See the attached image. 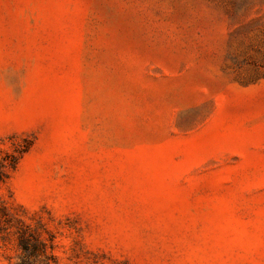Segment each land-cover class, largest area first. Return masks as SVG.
I'll return each instance as SVG.
<instances>
[{
    "label": "rangeland",
    "instance_id": "1",
    "mask_svg": "<svg viewBox=\"0 0 264 264\" xmlns=\"http://www.w3.org/2000/svg\"><path fill=\"white\" fill-rule=\"evenodd\" d=\"M1 173L0 264H264V0H0Z\"/></svg>",
    "mask_w": 264,
    "mask_h": 264
},
{
    "label": "trees",
    "instance_id": "2",
    "mask_svg": "<svg viewBox=\"0 0 264 264\" xmlns=\"http://www.w3.org/2000/svg\"><path fill=\"white\" fill-rule=\"evenodd\" d=\"M15 164L14 159L9 162V165L13 167ZM5 180V175L0 174V184ZM1 203V202H0ZM9 216L6 211V205L1 203L0 205V235L8 228ZM16 236L18 246L20 248V254L15 264H52L54 262V254L52 252L53 244L46 239L40 237L35 231H33L28 225H24L22 222L16 227Z\"/></svg>",
    "mask_w": 264,
    "mask_h": 264
}]
</instances>
